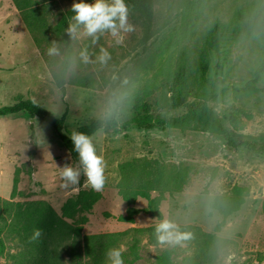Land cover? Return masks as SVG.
<instances>
[{
  "label": "rangeland",
  "instance_id": "1",
  "mask_svg": "<svg viewBox=\"0 0 264 264\" xmlns=\"http://www.w3.org/2000/svg\"><path fill=\"white\" fill-rule=\"evenodd\" d=\"M78 2H58L46 19L54 25ZM154 2L155 18L148 32L144 20L127 10L132 31L122 33L121 43H116L108 32L97 34L93 42L81 26L71 35L67 46L53 34L38 45L13 1L0 0V107L31 100L56 117L66 115L64 131L69 136L95 119L114 118L122 124L137 104L143 105L145 111L168 118L206 102L236 142L264 146V76L258 82L255 76L262 59L261 47L254 40L235 35L220 36L217 48L206 39L209 25L216 19H228L233 6L214 1L215 7L190 28L184 0ZM51 48L55 52H49ZM101 48L109 54L104 62L97 59ZM85 50L87 61L81 56ZM68 56L71 63L62 91L55 75ZM190 67L197 74L189 80L187 102L173 109L174 74L179 70L187 72ZM82 79H89L93 88L79 87L76 82ZM194 81L198 82L193 84ZM252 85L258 91H251ZM245 112L252 117L247 118ZM230 115L239 119L236 127L230 123ZM90 137L97 154L104 157L106 179L101 190H94L102 198L86 214L88 222L82 227V236L147 229L162 220L216 233L222 217L211 209V202L217 196L231 194L235 187H242L247 190L245 204L217 233L233 242L218 263L264 264V153L245 147L230 149L221 137L195 129L113 127ZM136 159L192 168L188 186L181 192L163 194L159 204L161 220L145 211L148 200L143 198L133 205L139 210L133 223L120 220L129 209L119 195L120 165ZM65 163L77 162L49 125L26 112L0 117V197L21 204L45 202L61 215L69 198L77 196L81 189L93 190L83 175L78 184L62 187L59 171ZM151 195L156 198L160 194ZM66 221L75 225L72 219ZM140 241V260L136 264H156L157 255L175 244L153 245L147 236L140 237ZM61 243L63 248L58 254L62 264H75L71 245L75 244L82 254L81 241L70 236ZM6 244L7 255L0 256V264H11V256L17 252L10 240ZM179 245L176 264H184L191 251L186 250V243ZM122 249L127 246L123 244Z\"/></svg>",
  "mask_w": 264,
  "mask_h": 264
},
{
  "label": "trees",
  "instance_id": "2",
  "mask_svg": "<svg viewBox=\"0 0 264 264\" xmlns=\"http://www.w3.org/2000/svg\"><path fill=\"white\" fill-rule=\"evenodd\" d=\"M20 13L23 22L32 34L34 41L40 45L44 37L53 34L63 44H70L71 35L67 29L73 22L74 12L72 8L61 15V18L51 25L46 19L51 7L60 1L70 0H12ZM229 3L233 6L232 15L226 20H215L207 30V43L218 47V39L223 35H235L256 41L262 49V59L256 69V82L264 76V0H184L188 10L186 17L189 19L188 27H194L201 21L210 9L214 8L213 2ZM127 10L143 19L148 32L155 18L154 0H124ZM145 41L148 39L146 33ZM71 59L67 57L64 67L55 75L57 86L65 91L67 73ZM188 71L179 70L174 74L175 84L172 89L171 106L173 109L183 107L191 91L189 80L197 74L193 68ZM197 80V79H196ZM198 81H194L195 84ZM81 88H93L89 79L76 82ZM251 91H258L255 85L250 86ZM26 112L32 118L49 125L69 151L72 159L77 162L75 152H71L72 143L65 133L66 115L59 118L47 109L36 105L31 100L20 101L15 105L0 107V117ZM247 118L252 116L244 113ZM229 121L234 127L239 119L233 115ZM135 126L140 129L151 130L156 127H168L171 129H195L208 132L221 137L230 149L245 147L249 151L264 153V146L243 141L234 140L230 130L219 120L217 114L208 103L194 105L186 113L180 116L161 117L143 110V105L137 104L133 114L122 124L112 118L110 120L95 119L81 126L77 131L92 136L96 132L113 127H121L127 130ZM32 138H35V130L31 125ZM192 168L188 165H167L157 160L136 159L120 165V181L118 183L119 195L127 203L129 209L127 215L121 217L124 222H134V216L139 210L133 207L138 199L148 200L146 212L157 219H162L159 204L165 192L171 194L181 192L191 183ZM83 182H80V187ZM152 192L160 195L152 198ZM247 190L235 187L229 195L217 196L211 202V209L216 211L222 221L216 226V233H206L198 226H176V231L182 236L178 243L166 248L156 257V264H176L179 255L180 243H186V250L191 255L185 258L184 264H220L218 258L227 253L233 242L223 239L219 233L226 220L239 212L245 204ZM102 198L99 192L81 189L77 196L69 198L62 206V214L59 215L48 203L21 204L0 197V256L7 255V241L10 240L17 249L11 256V264H62L59 251L63 248L62 239L68 240L70 236L82 243V254L75 244L71 245L75 264H108L107 252L110 248H119L124 264H136L140 260V237H148L153 245L159 243L155 234V227L147 229H130L125 232L82 236V227L87 224L89 214L94 205ZM66 219H72L75 225L67 223ZM42 229L39 240L30 239L34 228ZM131 239V240H130ZM126 245L127 249H122ZM85 260V262H84Z\"/></svg>",
  "mask_w": 264,
  "mask_h": 264
},
{
  "label": "clouds",
  "instance_id": "3",
  "mask_svg": "<svg viewBox=\"0 0 264 264\" xmlns=\"http://www.w3.org/2000/svg\"><path fill=\"white\" fill-rule=\"evenodd\" d=\"M74 16L67 29L70 35H75L79 28L83 26L84 34L91 36L93 42L98 38L97 34L108 32L116 43L123 40L122 33L132 31V25L127 22V8L124 0H94L87 3L80 0L72 4ZM55 52V48L49 49ZM106 49L101 48L97 59L101 62L108 58ZM85 61L88 60L87 51L81 52ZM72 143L71 152L77 154L76 165L65 163L60 167L59 176L62 187L76 185L80 181L81 175L86 177L87 184L96 191L101 190L105 184V161L102 155L97 154L96 146L90 136L83 132L73 131L69 134ZM42 229L37 227L32 231L31 240H39L42 236ZM155 234L159 243H178L182 236L176 231V225L168 220H162L155 227ZM108 264H124L121 250L110 248L107 252Z\"/></svg>",
  "mask_w": 264,
  "mask_h": 264
}]
</instances>
